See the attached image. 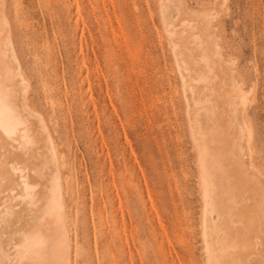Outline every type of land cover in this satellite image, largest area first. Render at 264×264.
Returning a JSON list of instances; mask_svg holds the SVG:
<instances>
[{"label":"rangeland","instance_id":"374dc122","mask_svg":"<svg viewBox=\"0 0 264 264\" xmlns=\"http://www.w3.org/2000/svg\"><path fill=\"white\" fill-rule=\"evenodd\" d=\"M4 1L27 102L61 154L71 264H204L197 151L159 0ZM183 2L215 11L220 52L253 90L247 162L264 182V0Z\"/></svg>","mask_w":264,"mask_h":264},{"label":"bare ground","instance_id":"6f19581e","mask_svg":"<svg viewBox=\"0 0 264 264\" xmlns=\"http://www.w3.org/2000/svg\"><path fill=\"white\" fill-rule=\"evenodd\" d=\"M183 1L159 0V10L197 151L204 264H264V182L247 162L252 131L243 117L253 90L220 52L215 11ZM17 57L0 0V264H71L61 154L27 102Z\"/></svg>","mask_w":264,"mask_h":264}]
</instances>
